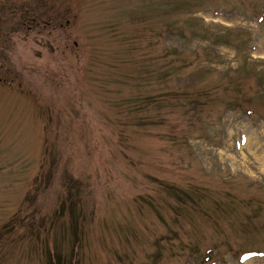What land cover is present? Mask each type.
<instances>
[{
    "label": "rangeland",
    "instance_id": "obj_1",
    "mask_svg": "<svg viewBox=\"0 0 264 264\" xmlns=\"http://www.w3.org/2000/svg\"><path fill=\"white\" fill-rule=\"evenodd\" d=\"M0 264H264V0H0Z\"/></svg>",
    "mask_w": 264,
    "mask_h": 264
}]
</instances>
